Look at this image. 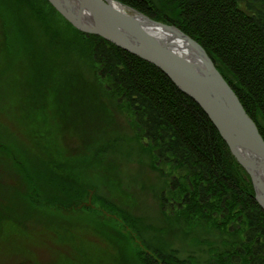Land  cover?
<instances>
[{
	"label": "rangeland",
	"instance_id": "obj_1",
	"mask_svg": "<svg viewBox=\"0 0 264 264\" xmlns=\"http://www.w3.org/2000/svg\"><path fill=\"white\" fill-rule=\"evenodd\" d=\"M30 9L55 8L49 0H0V144L27 167L0 155V217L7 224L0 227V264H143L145 245L171 255L169 264H213L210 248H224L220 234L199 221L179 220L161 201L166 173L96 66L63 42L73 41L67 20L55 9L62 20L52 24L58 39ZM25 19L36 34L41 30L42 42L32 38ZM37 160L47 170L38 181L53 191L61 188L53 171L63 178L73 174L68 185L87 187L90 208L30 207L19 171H38ZM98 197L126 211L135 231L103 209Z\"/></svg>",
	"mask_w": 264,
	"mask_h": 264
},
{
	"label": "trees",
	"instance_id": "obj_2",
	"mask_svg": "<svg viewBox=\"0 0 264 264\" xmlns=\"http://www.w3.org/2000/svg\"><path fill=\"white\" fill-rule=\"evenodd\" d=\"M117 1L156 21L174 25L196 40L237 94L264 138V0ZM31 12L54 37L62 39L52 30L55 28L52 24L62 23L55 9ZM25 21L32 38L42 42L41 30L36 34V29L30 28L31 22ZM65 23V31L71 32L73 41L62 39L63 42L77 47L75 51L96 66L111 95L132 114L156 166L166 173L167 191L162 193L161 201L170 204L179 220L188 225L199 221L220 234L218 243L224 248L219 252L217 246L211 245L210 250L215 253L213 264H264V211L256 201L250 177L205 111L155 65L100 36H87L68 21ZM0 155L14 162L18 153L0 144ZM14 163L21 170V165L26 167L24 161ZM35 165L38 171H19L28 188L25 198L30 207L42 204L49 209H61L76 204L90 208L84 203L87 187L68 185L73 174H63V178L61 171H53L61 188L51 191L38 181V173L46 170L44 162L37 160ZM97 202L135 231L126 211L103 198L98 197ZM229 226L235 229L230 230ZM0 227L1 230L7 227L2 217ZM230 232H237L241 239L228 242L225 236ZM232 246L235 250L228 249ZM148 247L145 245L147 250L142 249L139 254L143 264H169L171 255L150 252L152 246Z\"/></svg>",
	"mask_w": 264,
	"mask_h": 264
},
{
	"label": "water",
	"instance_id": "obj_3",
	"mask_svg": "<svg viewBox=\"0 0 264 264\" xmlns=\"http://www.w3.org/2000/svg\"><path fill=\"white\" fill-rule=\"evenodd\" d=\"M99 17V22L86 24L75 17L58 0L51 5L77 30L87 35H97L119 48L155 65L187 96L191 97L208 115L228 144L232 155L250 175L255 198L264 211V138L257 124L249 116L239 97L217 69L206 50L193 38L174 25L152 19L135 10V15L116 9L115 0H71ZM148 23L164 37L151 33L143 26ZM187 44L200 56V61L187 59L178 42ZM204 68V69H203ZM244 139L250 154L257 159V170L252 168L235 146ZM236 140V141H234Z\"/></svg>",
	"mask_w": 264,
	"mask_h": 264
},
{
	"label": "bare ground",
	"instance_id": "obj_4",
	"mask_svg": "<svg viewBox=\"0 0 264 264\" xmlns=\"http://www.w3.org/2000/svg\"><path fill=\"white\" fill-rule=\"evenodd\" d=\"M58 1L61 4H64L66 9H68L72 14L75 15L76 18H78L83 23L91 24V25L92 24L97 25V23L100 20L97 15H95L94 13L88 12L87 10H85L81 6H78L77 4H75L71 0H58ZM112 4L116 9H120L124 12H128V13L133 14V15L136 14V12L131 10L132 8L126 6L125 4H123L121 2L112 1ZM143 27L145 29H148L151 33L156 34L157 36L159 35L161 37H164V36L158 34V33L163 34V32L157 30L155 27L149 25L148 23H146V25H144ZM170 41L178 42V44H179V46L183 52L182 54L185 55L187 59H191V60H194L197 62L200 61L199 54L197 52H195L187 44H182L179 39L174 38V37H170ZM234 141H236V140H234ZM235 146L239 149V152L241 153L242 157L244 158V161H246L247 164H249L253 169L255 168L257 170V166H258L257 159L250 154V149H249L248 145L246 144L245 140L239 138L236 141ZM257 173L260 175L261 171L258 169Z\"/></svg>",
	"mask_w": 264,
	"mask_h": 264
},
{
	"label": "flooded vegetation",
	"instance_id": "obj_5",
	"mask_svg": "<svg viewBox=\"0 0 264 264\" xmlns=\"http://www.w3.org/2000/svg\"><path fill=\"white\" fill-rule=\"evenodd\" d=\"M90 204V203H89Z\"/></svg>",
	"mask_w": 264,
	"mask_h": 264
}]
</instances>
